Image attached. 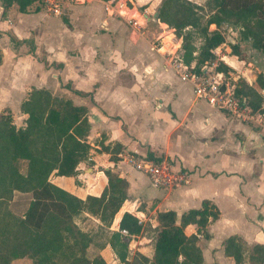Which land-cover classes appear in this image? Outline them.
Here are the masks:
<instances>
[{"label": "crops", "instance_id": "0c3cea01", "mask_svg": "<svg viewBox=\"0 0 264 264\" xmlns=\"http://www.w3.org/2000/svg\"><path fill=\"white\" fill-rule=\"evenodd\" d=\"M160 1L86 0L68 3L54 15L35 0L25 12L14 1L0 0V113L9 112L21 124L26 114L20 112V103L32 88L42 87L87 108L91 148L75 175L52 174L50 182L82 200L100 196L107 183L105 169L127 182V199L110 226L88 210L74 216L79 229L91 237L87 257L99 254L108 264H122L108 239L125 211L155 227L157 212L172 210L179 218L206 199L219 217L209 220L208 238L198 236L203 264L209 259L230 264L221 246L226 237L264 244V137L253 124L195 97L191 85L166 66L155 46L175 34L156 18ZM118 4L124 16L105 10V5ZM126 16L142 23L139 33ZM174 38L181 47V39ZM223 50L218 56L229 72L253 85L256 75L234 74L237 56L227 47ZM259 62L264 65L262 57ZM115 143L120 144L118 151L112 149ZM148 153L186 170L187 183L172 189L153 186L127 161ZM184 232L195 233L196 226L188 224ZM128 250L129 259L135 252L151 256V238L132 237Z\"/></svg>", "mask_w": 264, "mask_h": 264}, {"label": "trees", "instance_id": "16d2710c", "mask_svg": "<svg viewBox=\"0 0 264 264\" xmlns=\"http://www.w3.org/2000/svg\"><path fill=\"white\" fill-rule=\"evenodd\" d=\"M11 1L21 12L34 3ZM103 1L113 4L117 0ZM156 18L173 29L181 39L184 60L193 61L197 69L216 60L214 50L225 42L240 60L247 57L242 44L264 55V0H205L202 5L191 0H161ZM234 28L238 39L232 43L225 32ZM216 68L226 73L232 70L222 61ZM262 88L264 71H259L253 85L238 77L234 94L243 105L255 110L262 103L258 91ZM19 110L26 114L19 125L9 113L0 115V264L22 258L30 259L31 264H108L99 254L86 256L91 237L79 229L74 216L88 210L98 213L100 222L110 226L127 199L126 180L105 169L107 183L100 196L85 200L49 180L52 174L75 175L77 164L86 158L91 148L87 142V108L42 87L32 88ZM119 148L115 143L112 149ZM102 149L113 152L107 146ZM147 157L153 158L150 153ZM109 158L117 160L112 155ZM18 199L21 202L17 205L23 208L20 213L13 209ZM218 217V209L206 199L199 208L188 209L179 218L172 210L157 212L155 227L125 211L108 244L122 264H203L198 236L208 238L207 224ZM188 224L196 226L195 233L184 232ZM144 231L151 238V256L135 252L129 259V241ZM221 246L230 264H264V244L247 245L239 236L231 235Z\"/></svg>", "mask_w": 264, "mask_h": 264}, {"label": "built area", "instance_id": "2783aa9c", "mask_svg": "<svg viewBox=\"0 0 264 264\" xmlns=\"http://www.w3.org/2000/svg\"><path fill=\"white\" fill-rule=\"evenodd\" d=\"M47 12L59 15L63 7L68 3L84 2L86 0H35ZM122 4L118 6L105 5V10L110 14L116 13L124 16L121 12ZM126 22L135 32H140L142 23L134 16H126ZM172 36L170 39L160 41L155 46V49L160 53L169 67L179 77L181 81L188 82L195 97L204 100L214 108L223 110L232 116L253 124L260 129L264 137V93L261 90L259 93L262 96V103L258 109H251L243 105L239 98L235 96V81L238 78L231 72H223L216 68L217 62L221 58L205 63L198 69L193 61L186 62L182 56L181 47ZM127 161L138 171L144 173L150 183L155 187L175 188L188 181V172L182 168H176L170 159L148 158L146 156L127 157ZM123 235H127L125 230H121Z\"/></svg>", "mask_w": 264, "mask_h": 264}, {"label": "rangeland", "instance_id": "374dc122", "mask_svg": "<svg viewBox=\"0 0 264 264\" xmlns=\"http://www.w3.org/2000/svg\"><path fill=\"white\" fill-rule=\"evenodd\" d=\"M191 1L196 2L197 4H200V5H202L205 2V0H191ZM225 36H226L227 40L228 39H233V42H234V40H237L238 39V34L236 32V28L229 29L228 31H226L225 32ZM225 47H227L230 50L229 45H228L227 42H225V44L223 45V48H225ZM223 48H222V51L221 52H224ZM242 49L246 52L247 57L244 60H242V62L244 64L239 63V61H241L239 58H237L238 60H235L234 59L235 62H236L235 65H236L237 68L233 69V73L236 74V75H241L242 76V72H243L244 73V76H246V77L247 76L248 77H252V76L255 77V75L259 71H261V70L264 71V69H263L264 67L261 66V63L259 62V59H261V57H262V59L264 61V55H261V57H260V55L257 56L250 49V47L247 44H242ZM221 52L218 51V54H216L217 57H219L218 55H221ZM229 54L232 55L231 52H229ZM247 63H249V65ZM262 90H263V93H264V89H262ZM7 113H9V112H7V111L5 112L3 110V111H1L0 115H5ZM19 200L21 202V199H18L16 201V203L13 205V209L17 213H20L23 210V208L21 207V205H17V203L19 204V202H18ZM142 236L145 237V238H147L149 240V234H148L147 231H144L143 234H142ZM11 264H31V261H30V259L22 258V259H17V260L12 261ZM209 264H219V263L217 261L215 262V261H212V259H209Z\"/></svg>", "mask_w": 264, "mask_h": 264}, {"label": "water", "instance_id": "95a60500", "mask_svg": "<svg viewBox=\"0 0 264 264\" xmlns=\"http://www.w3.org/2000/svg\"><path fill=\"white\" fill-rule=\"evenodd\" d=\"M230 41H232L233 42V40L232 39H230ZM257 56L259 55V53H255ZM263 67H264V65H262Z\"/></svg>", "mask_w": 264, "mask_h": 264}]
</instances>
